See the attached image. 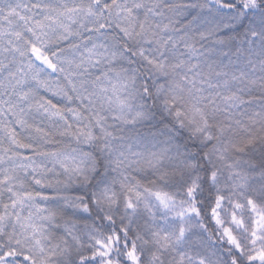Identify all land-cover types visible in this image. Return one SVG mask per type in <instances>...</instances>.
Instances as JSON below:
<instances>
[{"label":"snow or ice","instance_id":"snow-or-ice-1","mask_svg":"<svg viewBox=\"0 0 264 264\" xmlns=\"http://www.w3.org/2000/svg\"><path fill=\"white\" fill-rule=\"evenodd\" d=\"M0 264H264V0H0Z\"/></svg>","mask_w":264,"mask_h":264}]
</instances>
